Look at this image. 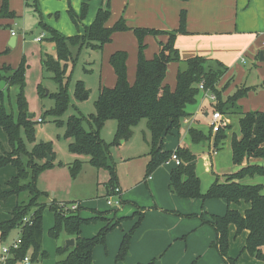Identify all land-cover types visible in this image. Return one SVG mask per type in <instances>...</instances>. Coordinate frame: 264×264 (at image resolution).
<instances>
[{
	"label": "trees",
	"instance_id": "16d2710c",
	"mask_svg": "<svg viewBox=\"0 0 264 264\" xmlns=\"http://www.w3.org/2000/svg\"><path fill=\"white\" fill-rule=\"evenodd\" d=\"M28 1V0H27ZM90 0H84L81 18H84L89 8ZM38 0H33L37 8ZM29 5V2H27ZM72 17L75 13L71 10ZM15 16L10 11L8 0H3L0 8V17ZM111 16L110 3L104 1L99 8L94 21L85 27L84 34L66 36L57 29L44 23L43 26L49 32V40L55 43L56 57L47 56L43 64L53 74V78L59 83V90L53 96L55 106L46 111L47 114L61 116L69 108L71 95L69 93V80H64V67L61 61L72 59L71 45H78L81 49L89 45L95 50H102L112 41V36L118 31L133 30L138 40V58L136 74L133 82L128 75V52L116 50L109 58L110 64L116 75L114 86L100 88L98 99L95 101V113L86 116L82 113L71 115L67 121L57 119V123H65L66 137L72 140L69 149L75 155H88L89 161L94 166L104 167L109 170L111 179L107 186L110 193L117 187L118 176L116 166L111 162V147L121 142L129 141L135 127L143 119H147V126L151 135V149L148 153L149 161L146 166V175L155 171L159 166L169 162L173 154L181 160L170 173L169 189L181 198L224 199L227 202V211L223 215L212 214L209 223L216 231V239L211 247L216 249L223 259L224 264H238L235 257L229 255L230 237L229 227L236 226V233L240 234L248 230V238L245 248L253 257L264 261V183H246V177L256 175L264 176V110L244 111L239 100L248 95L250 91H257L264 87V80L254 86L247 83L238 84L228 94L224 92L235 80L231 76L225 83L223 79L228 71L222 61L204 56H193L182 59L176 47L179 34L187 33L186 13L181 12L180 27L174 30H160L147 27H131L124 18L117 20L112 26L107 22ZM168 35L166 42H160L159 52L153 58H147L145 49L147 35ZM73 61L74 58H73ZM172 61H184L185 68H179L176 75L174 89L166 82L168 65ZM26 68L24 60L18 67L3 65L0 67V80H5L9 86H18L17 95L18 112H9L4 104L3 91L0 90V126L4 128L9 137L12 151L0 156V167L9 164L18 169V173L9 181L11 190L0 191V200H7L11 195L26 194V198L20 200L11 217L0 222V233L3 241L14 229H19L21 243L18 248H12L7 264H19L25 257L30 262L42 260L48 256L43 247L44 234V210L50 208L54 213V224L49 228V234L58 237L61 232L75 239V244L70 247L58 246L57 252L63 255L57 264H93L94 248L98 244L106 242V236L118 223L109 224L92 237L81 235L84 224L97 220L96 216L84 218L80 214V206L71 209V205L77 201L46 203L43 196L48 192L38 187V178L41 173L54 166L52 159V144L38 142L32 149L27 147V140L35 142L34 116H29L28 104L24 95ZM203 83L205 89L212 91L217 101L213 102L214 111H220L233 118L232 123L223 121L215 134L212 128L209 132L197 127L189 128V138L192 143H201L211 140L214 136V151L223 149L229 144L232 152V161L238 169L225 175L221 181L217 177L206 189H202V180L196 171V159L198 155L187 145L178 146L175 149L165 148V139L171 135L181 136L183 122L191 113L189 104H196L201 90L199 85ZM73 96L80 101L89 97V90L84 81L78 80ZM44 121V117H41ZM108 120L117 121V131L111 143L106 142L100 135V131ZM88 122L90 129L84 126ZM22 132L25 133L23 137ZM52 159L49 160L48 157ZM82 167V161L76 158L70 168L76 175ZM108 190V191H109ZM247 203L249 207L242 212L234 204ZM28 218L27 221L24 219ZM133 230L124 233L121 241L117 261L125 260L129 254ZM152 260L148 264H152ZM141 264V263H140ZM195 264V263H194Z\"/></svg>",
	"mask_w": 264,
	"mask_h": 264
},
{
	"label": "rangeland",
	"instance_id": "374dc122",
	"mask_svg": "<svg viewBox=\"0 0 264 264\" xmlns=\"http://www.w3.org/2000/svg\"><path fill=\"white\" fill-rule=\"evenodd\" d=\"M27 2H29V5H27ZM83 2L84 0H38V7L36 8L33 4V0H8V7L10 11L15 13V16L5 15L0 17V67L3 65L18 67L24 60L26 68L24 95L27 100L29 115L34 114V120L36 121L34 125L35 142L31 143L27 140V147L32 149L35 143L41 141L49 142L52 144L53 153L55 155L54 159H52L54 166L45 169L41 175H39L38 187L48 192V195L58 202H66V200L81 202L80 214L84 218L96 216L97 220L84 224L83 231L81 228V235L84 237H92L98 234L101 229L109 224V220L113 224L118 223L107 234L106 242L96 246L107 245L108 251L106 253H111L107 240L113 232L123 233L124 236V233L133 230V239L136 232L144 229L149 230L151 227H155L153 225L154 222L159 221L163 224L160 227H164L163 218H158L155 215L152 217L147 216L148 210L153 208V204L155 205L156 203H170V206L166 209L167 211L165 214L168 216H165L166 219L171 218L173 221L176 220L177 222L184 219L182 225L187 224L189 220L199 219L203 225H208L214 230L209 223L204 221L210 220L212 214H225L227 211L226 200L211 199L203 203L202 199H182L173 194L168 185H166V189L168 188L167 192L173 195H169L164 189L158 188L155 190V187L151 185L148 177L153 175L156 170L146 175V166L150 157L148 152L151 149V135L147 126V119H143L142 122L135 127L134 134L129 141L125 143L121 142L119 145H112L111 147V162L116 166L118 176L116 184L120 183L124 193V202L119 206L116 204L109 205L106 199V189L111 179L109 170L104 167L98 168L91 164L88 155H75L70 151L69 143L72 139L66 137L65 123L59 124L57 123V119H61L65 122L74 114L78 115L82 113L89 116L95 113V101L98 99L100 88L103 86H111V81L115 83V73L109 61L110 54L108 53V48L110 47H106L107 49L95 50L89 45H85L81 49L78 45L70 46L72 59L61 61L64 67V80H69V93L71 95L69 108L61 116L47 114L46 111L55 106L56 100L53 95L59 90V83L53 78L52 72L43 64L44 58L47 56L56 57L57 53L56 45L48 39L49 32L44 28L42 23L57 29L66 36L84 34L85 27L90 25L95 18L92 21L89 20V10L85 17L81 18ZM2 3L3 0H0V8ZM90 3L91 0L89 2V7ZM71 10L75 13V19L72 17ZM40 36H43L42 41H35V38ZM13 37H15V44L11 46L10 43ZM114 42L117 43V41ZM137 46L138 41L136 42V47ZM125 50L128 52L127 49ZM73 58L75 61H73ZM177 62L176 66H174L175 68L180 67L183 69L186 67L184 61ZM229 78L230 77L226 78L223 83ZM78 80L84 81L89 90L88 99L83 101L77 100L73 96L75 85ZM175 81V72L169 70L167 82L175 83ZM0 90L3 91V100L7 110L17 114V95L20 88L18 86H9L5 80H0ZM198 98V102L196 104H189L188 109L197 111L199 123L196 122L194 126L207 132L213 117L214 101L209 94L202 91L198 95ZM207 112L208 115L205 114ZM222 114L224 115L225 113ZM40 117H44L43 122H38V118ZM84 126L90 129L87 121L84 123ZM186 128L187 125L184 126L181 140L188 143L190 141L185 137ZM116 131L117 121L108 120L102 127L100 135L106 142L111 143L115 138ZM22 135L27 139L24 132H22ZM170 140L171 138L168 139L167 142L170 143ZM3 144L5 145L6 143L3 142ZM208 146L209 140L202 141L201 143H193V150L198 155L196 159V171L202 179L203 187L206 189L218 177L215 174L212 180V176L203 172L205 167L203 165V160L200 158V153H202V150L204 152L208 151ZM2 150L3 147L0 146V152ZM220 152L221 153L213 154L215 164L223 163L226 169L229 168L228 171H235L238 169V166L232 161V152L229 144H226L225 148ZM76 158L82 161V167L76 175H73L70 166ZM223 176L224 175H221V178ZM1 182L2 180H0V183ZM244 182L264 183V176L256 175L254 177H246ZM3 184V187H7L6 182ZM204 188L203 190H206ZM18 198L20 200L25 199L26 194L23 193ZM117 198L118 197L115 196L114 200ZM42 200L48 204L52 202L49 200L48 196H43ZM176 203L183 205V207L188 210L184 211L175 208L177 205ZM246 204L247 203L243 202L241 205L234 204L233 206L241 210ZM98 211L103 212L109 220L102 219V214L98 213ZM53 224L54 213L50 208H46L44 210L43 247L47 251L48 256L42 260L31 262L30 264H56L57 261L63 258V255L57 252V248L58 246H66L68 237L64 231L61 232L57 238L51 236L49 234V228ZM86 230H89V234H87ZM161 231L162 229L160 228L158 232L160 233ZM214 232L216 233L215 230ZM17 233L18 229H14L9 235L8 241L17 238ZM229 237L230 246H232V244L233 246H237L235 258H237L238 264H245L241 258L244 253L248 252L244 244L245 233L242 232L237 234L235 231L233 235H230L229 230ZM179 240H186L190 245L187 235ZM186 241L184 242L186 243ZM161 255L162 254H158L148 262H137L136 264H148L152 260H155L152 264H158ZM201 258L202 256H196L190 264H199Z\"/></svg>",
	"mask_w": 264,
	"mask_h": 264
},
{
	"label": "crops",
	"instance_id": "0c3cea01",
	"mask_svg": "<svg viewBox=\"0 0 264 264\" xmlns=\"http://www.w3.org/2000/svg\"><path fill=\"white\" fill-rule=\"evenodd\" d=\"M104 1L110 3L111 16L107 22L108 26H112L117 20L124 18L131 27L174 30L180 27L181 12L185 11L187 33L179 34L176 40V47L179 50V55L182 59L198 55L206 58L218 59L228 66L229 69L223 81L233 75L235 76V80L225 91V94L231 92L238 84L247 83L250 86H254L260 84L264 80V60L261 59V52H264V0H91L88 9L89 20L92 21L96 17ZM167 40L168 35L165 34L159 36L147 35L145 38L147 43V48L145 49L146 57L153 58V56L159 52L160 42H166ZM114 41H117V43ZM137 41L133 30L118 31L113 34L112 41L104 46V49L110 47L108 48L110 56L116 50L127 49L128 54L130 52L127 63L129 80L131 82L134 81L136 74L138 58ZM11 42L15 43V37L12 38ZM176 63L178 62L172 61L169 63L168 73L169 70H172L177 75L180 67L175 68L174 66H176ZM110 83L112 84L110 87L115 85L116 75L115 83H112V81ZM169 84L172 89H174L176 81L175 83ZM239 104L243 107L244 111L255 109L264 110V87L259 88L257 91H250L247 96L239 100ZM188 111L191 115L184 120L182 131L184 130V126L187 125L185 137L190 141L189 128L195 127L194 124L196 122L199 123V119H197V111H191L189 109ZM205 114L208 115V112ZM224 117L226 118V120H224L228 123L234 121L229 115L224 114ZM210 129L211 126H209L207 132H209ZM213 134L215 133L213 132ZM170 138L171 140L169 143L167 140ZM213 140L214 136L209 141L208 151L204 152L202 150V153H200V158L203 160V165L205 167L203 172L212 176V180L216 174L221 181H224L226 179L225 175L232 171H228L229 168L226 169L223 163L215 164L213 154L221 153L220 151L222 149L214 151ZM165 141L166 149H175L178 146L187 145L194 152L193 143L191 141L188 143L182 141L181 136L171 135L168 136ZM3 142L6 144L4 145ZM123 143L125 142L123 141ZM0 146L3 147L0 156L12 151L8 134L1 126ZM176 166V161L171 159L169 162L159 166L154 174L148 177L151 185L155 187V190L160 188L166 190V192L168 191L166 185L169 187L170 173ZM17 173V167L12 164L0 167V180H2V184L0 183V191L11 190L8 183ZM221 175L224 176L221 178ZM5 182L7 187H3V183ZM117 185L121 188L122 202H124L123 187L120 183ZM203 188L202 183V189ZM108 190L107 187V202L108 196L111 194V190ZM167 193L169 194V192ZM10 197L7 200H0V222L9 219L13 210L20 202L18 198L20 197L19 195H11ZM49 200L57 201L50 196ZM202 201L205 203L208 200ZM74 204L78 207L82 206V203L79 201ZM161 204H153L154 207L148 210L147 216L152 217L155 215L158 218H163L164 227H160L163 224L158 221L153 223L155 227H151L149 230L144 229L136 232L131 242L130 254L125 260L119 262L116 261L115 257L118 253L123 233L113 232L107 240L111 253H106L108 251L107 245L95 247L94 264H136L137 262H148L158 254H162L158 264H190L196 256H202L199 264H224L217 250L210 246L211 242L216 239V233L210 226L203 225L199 219L189 220L188 223L184 225H182L184 219L179 220V222L176 220L173 221L171 218L166 219L165 216H167V214L165 213L170 203L163 202ZM176 204L175 208L184 211L188 210L184 208L183 205ZM227 207L226 205V209ZM243 207L244 208L241 209L242 212H244L249 205L246 204ZM160 228L162 231L159 233L158 231ZM229 230L230 235H233L236 231V226L231 224ZM86 232L89 234V230H86ZM243 232L245 233L244 244L246 245L249 231L244 230ZM19 234L20 232L18 229L17 238ZM185 235L188 236L190 245L186 240H179ZM67 237L71 238L70 236ZM17 238L10 241H8V239L3 241L0 233V264H2L3 246L11 244ZM184 241H186V243ZM236 250L237 246H233L232 244V246H230V256L236 257ZM241 258L245 264H264L263 260L253 257L248 252L244 253Z\"/></svg>",
	"mask_w": 264,
	"mask_h": 264
},
{
	"label": "built area",
	"instance_id": "2783aa9c",
	"mask_svg": "<svg viewBox=\"0 0 264 264\" xmlns=\"http://www.w3.org/2000/svg\"><path fill=\"white\" fill-rule=\"evenodd\" d=\"M264 31V30H263ZM43 36L37 37L35 40L36 41H41L43 38ZM199 88L202 92L209 94L211 96V98L213 99V101H217V97L216 95L210 91L205 89L204 84L201 83L199 85ZM224 119L226 120V118L224 117V115L220 112V111H214L213 112V117L211 119V128L212 131L215 133L219 130V128L221 127V123L224 121ZM38 122H43L42 118H38ZM172 159L176 161V164H180L181 160L178 158V156L176 154H173ZM117 196L118 198L114 200V197ZM122 203V191L120 187H115L113 189V193L109 194L108 196V204L109 205H120ZM78 206L76 204L71 205V209H76ZM25 221L28 220V218L24 219ZM21 243V238L18 237L15 241H13L11 244H6L3 246L2 248V264H7V259L10 256V252L12 248H18L19 245ZM30 263V259L29 257H25V259L20 263V264H29Z\"/></svg>",
	"mask_w": 264,
	"mask_h": 264
},
{
	"label": "water",
	"instance_id": "95a60500",
	"mask_svg": "<svg viewBox=\"0 0 264 264\" xmlns=\"http://www.w3.org/2000/svg\"><path fill=\"white\" fill-rule=\"evenodd\" d=\"M13 41H14V40H13ZM14 44H15L14 42H11V43H10L11 46H14ZM261 59L264 60V52H263V51L261 52ZM29 116H30V117H33L34 114H30ZM48 159L51 160L52 157L49 156ZM74 244H75V239H74V238H68V239L66 240V247L73 246Z\"/></svg>",
	"mask_w": 264,
	"mask_h": 264
}]
</instances>
